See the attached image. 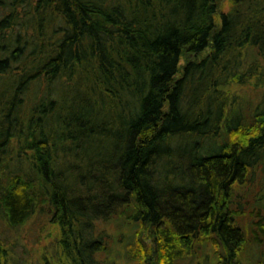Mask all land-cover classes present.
<instances>
[{
    "label": "trees",
    "instance_id": "1",
    "mask_svg": "<svg viewBox=\"0 0 264 264\" xmlns=\"http://www.w3.org/2000/svg\"><path fill=\"white\" fill-rule=\"evenodd\" d=\"M2 81L0 226L48 210L43 264H264V0H0Z\"/></svg>",
    "mask_w": 264,
    "mask_h": 264
},
{
    "label": "rangeland",
    "instance_id": "2",
    "mask_svg": "<svg viewBox=\"0 0 264 264\" xmlns=\"http://www.w3.org/2000/svg\"><path fill=\"white\" fill-rule=\"evenodd\" d=\"M7 85V81L0 82V86H5V88L0 89V93L4 92L0 97H6ZM7 98L9 99L10 96ZM50 215L52 214L48 213V210L40 211L24 224L15 228H10L6 223H2L0 226V239L4 245L11 249L12 255L18 256L27 264H43L42 256L44 255L48 257L51 263H54L57 261L56 240L58 229L49 221ZM103 226L107 232H114V225L106 223ZM126 235L128 234L126 233ZM179 264L185 263L180 262Z\"/></svg>",
    "mask_w": 264,
    "mask_h": 264
}]
</instances>
